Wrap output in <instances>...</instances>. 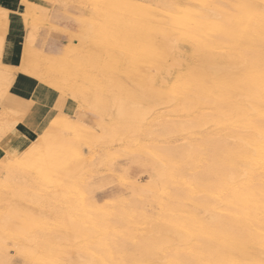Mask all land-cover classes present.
Segmentation results:
<instances>
[{"label":"rangeland","instance_id":"obj_1","mask_svg":"<svg viewBox=\"0 0 264 264\" xmlns=\"http://www.w3.org/2000/svg\"><path fill=\"white\" fill-rule=\"evenodd\" d=\"M28 1L30 2L28 3ZM118 1H120L121 3ZM127 1L128 0H111V1L110 0H20L21 4L23 5L22 11L24 13V14L20 13L22 17L23 28H24L22 49H23V44H24L26 35L30 31H32L33 36H34L32 46L34 50L38 51L41 54V57H43L42 59L45 64V68L50 70L51 72L58 71L60 75L65 77L67 81H69L68 83H70V85H67L65 87H67V89L72 90L74 92V96L70 97L67 94H63L62 91L55 89L52 85L43 82L42 79H39L36 77H32V78L42 83H45L54 92L59 93L62 100L69 99L74 105L75 111L70 116L63 115L59 117L58 120H56L55 127L51 131H48L52 135L51 139L49 141L44 142L43 144L44 152L51 154L52 156L55 155L53 153H56V152L63 153V158L61 160L60 158L53 159L54 158L53 156V158L51 159L52 160L51 162L42 163L37 167L38 171H36V174L33 172H30V170L27 167L26 169L23 165L21 166L23 168H21L19 165L20 162L16 161L18 160V158L8 153L6 154L5 158L0 160V183H1L0 184L1 185L0 187V222H1L0 227L2 225L11 223L15 226L17 225L19 226L21 224L19 227L23 228V231L20 233V235H18L15 238L16 240H18L16 241L18 244L15 243V241L11 239V235L8 234L6 230L4 232H6L5 237L7 238L6 240L2 239V234H1L2 227L0 228V261H1L0 264H32V263L33 264H44V262L46 263L49 262V264H89L88 262H90V264H97L99 263L97 261H100L99 264H112V263L113 264H116V263L117 264H139V263L140 264H150V263L152 264H166V263L172 264L170 261H168V259L165 261H162V260L159 261L158 259L156 261L158 255H155L156 259L153 258L154 260V263H153V260L151 258L154 257V255H150L149 257L151 258L146 257L147 259H143L142 256L140 257L139 250H137L140 246L142 245L146 246L148 243H150L149 241L153 239L154 230L156 228L154 222H148L147 220H145V218H143V216L146 213L147 214L149 213L148 215L152 216L153 214L154 216L153 218H155L156 215H158V213H160L161 211L160 206L155 205V204L151 205L149 201H146V200H150L152 196H154L156 193H158V191H160V188L164 187V186L163 187L161 186V184L164 182V181L162 182V180L168 177V170L166 172V169H168V167L166 166L167 167L166 168L162 164L163 162L161 163L159 161L160 152L158 151H161V150L163 151V148H160L159 145L160 144L163 145L162 147H164L165 150L171 147H173L174 149H181L183 147L182 149L185 150L184 153L186 152L187 154L188 152L187 147L189 148L190 146H192V143L190 142L194 141L193 143L194 144L196 143L195 140L198 138L197 136L199 135L200 132L209 133L216 129V127H214L211 122H210L211 125L209 124V121H208L210 120L209 117H206V122L204 120L205 125L201 127L202 129L200 128L202 131L200 129L198 130V128L187 129L189 128L190 125L186 124L185 122L191 118L189 119L187 118L186 120V117L183 116L184 113L182 114L181 112L177 110L174 111V108L177 109L179 107L178 106L179 102L176 99L174 100L173 97L169 93L166 92L171 85L177 86V85L182 84L183 81L190 79L191 74L188 71L189 67H191L192 65L198 64L199 62L201 63V61L198 59L197 53L193 52V49L191 48L190 44L186 41L185 38H183V36L179 33V31L180 32L182 31L180 30L182 29V27L188 30H191V29L195 30L199 33L202 32V34L203 32L204 34H207V33L211 34L210 32L211 29L213 31L217 29L222 30L219 32V35H213L211 39L213 43L210 42L209 48L205 50L203 54V57H206L205 60L206 59L208 60V61L204 60L206 63V66L203 65L205 66L204 68L207 67L206 70L203 69L207 77L204 81V87H201L198 85L192 87V90L190 89L191 91L187 94L186 98L184 99L185 101L184 100L182 101L184 105L190 106V105L198 104L200 99H203L204 102L207 99L208 100V101L206 100L207 104L204 103L206 105V107L204 108L205 110L204 109H193L194 110L193 115L198 112L202 114L207 113L208 115L211 111H214V109H212V104H210V102L213 101L212 100L213 98H216V93L214 91L210 92V89H212V87L214 88V83H212L214 81L210 79L211 77L210 69L213 67L214 63L213 62H211L212 64L209 63L210 58L207 57L208 53L213 51L210 54L213 55V58H211V60L214 62H218L220 59L228 60L229 57L230 58L232 57L235 60L234 64L236 63V61H238L236 65L237 66L240 65L239 67H242L243 69L246 67L248 62H249L248 66L255 67L259 65L260 64V54L258 52V48L256 47L255 43L251 42V38L254 35V33L252 32L253 30L251 29H254V27H256L257 18L256 16L255 18H253L254 14L264 13L263 11L264 7L262 3L259 2L260 0L256 3L255 1L257 0H253V2L252 0H249V1L245 0V2L244 0H241V2L240 0H233V1L230 0L231 2L229 0H222V1L221 0H214V1L209 0L207 1L205 6H201V7L195 2H193L192 0H180V2L178 0L176 1L175 0H167V1L166 0H129L128 2ZM191 1L192 3H190ZM216 1H217V4H214V2ZM218 1L219 2L221 1V2L218 3ZM234 1H236L235 2L236 5L238 4L239 5L238 6L234 5L235 7L230 6V5L235 4ZM37 2H39V4L35 5L37 4ZM135 3H138V4H135ZM165 3H168L167 6H165L166 5ZM184 3L185 4L188 3L190 6L188 4L185 5ZM228 3H230V5ZM225 4H227L230 8L232 7L231 11L227 9L228 6L226 7ZM248 4H251V5H248ZM33 5H35L37 8L39 7L38 8L39 10L35 8V6L33 7ZM195 5H197L198 7ZM207 5H209L208 6L210 8L209 10L206 9ZM168 6L173 7V8L170 9ZM247 6H249V8ZM124 7L125 9L126 8L129 9L128 10L129 12L127 11V9L125 10ZM187 7L188 8L190 7L191 9L190 8L188 9ZM212 7H213L212 9L213 11L216 7L215 10L217 12L220 10L219 13L220 12L221 13L217 14L216 11L214 12L211 11ZM224 7H226V9ZM181 8L182 10H180ZM200 8L202 10L205 9L206 12L205 10L202 11ZM233 8L235 9V11ZM155 9L158 13L156 11L154 12ZM221 9L225 10V12L224 11L222 12ZM37 11L39 12L37 13ZM170 11H171V14L169 13ZM226 11H227V15H229L228 12H231L229 16L231 20L225 14ZM233 11L235 14L237 13L240 16L242 15V17H243V13L246 12L243 18L244 21L243 19L239 18L240 16L233 15L239 20H236L235 17L231 16L232 14H234ZM242 11L243 13H241ZM35 13H37V15H35L37 18H35L34 16ZM159 13L160 15H157ZM172 13L174 16L172 15ZM214 13H216L217 16ZM113 14H115V16H113ZM203 14H204V17H203ZM248 14L252 16H249ZM169 15L171 18H169ZM213 15L215 16V18L216 17H219V18L214 19ZM24 16L27 19H25ZM134 16L136 17L135 20H133ZM157 16L159 17L158 19H157ZM121 17L122 18L124 17V18L121 19ZM127 17L130 18L131 21L127 19ZM172 17H175V18L172 19ZM225 17L228 18L227 19L228 21H225ZM250 17L252 18L250 19ZM137 18L140 22H144L147 25L143 24L142 27L144 25L145 27L140 28V29L133 28L132 23L134 24L135 21H137ZM193 19L195 20L193 21ZM249 19L250 21L253 19V22L251 21L252 24H247L248 22H250ZM24 20H26L25 21L26 23H24ZM27 20L28 22H30L31 20L30 24L34 26L30 27L29 26L30 24L27 23ZM122 20H125V21L122 22ZM200 20L201 22H199ZM241 20L246 23L241 24L242 22ZM32 21H35L36 23ZM126 21L129 22V24ZM170 21L173 23H171ZM202 21L203 22L205 21L208 23H205V22L203 23ZM222 21L224 22L223 26L225 25V27L220 26L222 24ZM229 21H235V23L238 22L239 24L237 23L235 24L234 22L231 23ZM117 22L118 23L122 22V23L117 24ZM154 22L156 23V25ZM218 22H220V24H218ZM211 23L212 24L215 23L213 24V27L211 26L212 25ZM225 23H229V24H225ZM253 23L255 25H253ZM123 24H127V25H123ZM204 24L206 27L208 26L207 28L208 30L206 29L207 32H205L206 30H205ZM206 24H209L210 26ZM216 24H218L217 27H214L216 26ZM3 25H4L5 31L3 35L2 47L4 46V43L7 37L6 25L5 23H2V26ZM27 25L30 29L27 27ZM166 25H168L169 27ZM227 25H229L228 30L226 28L228 27ZM148 26L150 27L148 28ZM238 26H240V29ZM175 27H178V28H175ZM128 28H130V30ZM168 28L170 29L172 28V29L170 30ZM231 28H235L234 31ZM244 28H246L247 30ZM165 29L167 30L165 31ZM173 29H175L174 32L172 31ZM236 29L238 32L235 31ZM249 29L251 33L249 32ZM146 30H151L153 33H156L157 35L162 34L167 40L170 41V42L168 41L169 47H166L165 50H157L155 55L151 56L152 61H154L155 63L154 65L153 64L148 65V63L145 62L144 58L139 56L141 54V51L136 49L140 47V44H141L140 40H142V37L144 36V32ZM225 30L228 32H226ZM123 32H125V34ZM245 32L247 33V36L245 35ZM109 33L110 34L112 33L114 35L112 34L110 35ZM235 33H238L240 35L238 34L236 35ZM108 34L110 35V37L112 36V38L107 37ZM172 35L174 36L173 37L174 39H172ZM227 35L230 36L231 38L230 40L228 39ZM175 36L178 38H176ZM218 36L220 37V39L218 38ZM86 37L88 39H86ZM91 37H94V38H91ZM113 37H115V39ZM179 37H182V38H179ZM112 39H114V41ZM171 39L173 40L172 42L174 44L171 42ZM175 39L178 41L177 43ZM131 46L135 48V50L130 51ZM235 52H237L236 54H238L239 56L238 55L236 56L234 54ZM163 53H165L164 56H163ZM248 53L250 54V56L248 55ZM228 54L229 56L226 57V55ZM166 55H168L167 60H165ZM253 59L255 60L257 59V60L254 61ZM243 60H246V61H243ZM161 61L162 62L165 61V62L161 64L162 63ZM252 61H254V65ZM207 63H208V66H207ZM158 69H159V72L156 71ZM141 73H145V75L141 77ZM130 75L131 77H129ZM43 78L45 79L44 76ZM148 79L151 82H149ZM55 80L57 81V83L60 81L58 76L55 77ZM128 81L130 82V84ZM210 81L212 82L209 83ZM74 83L76 84L74 85ZM77 83L82 84L83 86L82 92H80V90L79 91L77 90L76 88ZM157 84H158V87H157ZM93 85L96 86V92L92 90V88L95 89V86L92 87ZM160 88L164 89V91L166 92L163 95L164 98H161V99L160 97L158 98L157 97L158 95L154 93ZM205 88H208V90H205ZM91 90L93 93L91 92ZM146 91L149 93L147 94ZM139 92L142 93L143 95L140 94ZM230 94H231V98L229 102L231 103V106H233L234 109L235 108L239 109L244 113H248L249 111L252 112L253 110L252 107L249 106L248 103H246L244 100H242L237 94V92L232 91ZM153 96H156L158 100L155 97L153 98ZM165 97H168V98H165ZM167 99L168 100L171 99V100L168 101ZM187 99L189 100V102ZM167 101L168 103H170L169 104L170 107L168 106V104L166 105ZM132 103H134V105H136L139 108L142 107V109L151 108L150 110L148 109L149 115L147 114V116L142 117L143 120L137 119L136 123L132 122V116L130 113L131 111L130 105ZM119 104H122L123 106V108L120 111L122 116L120 117L117 116V114L120 113L118 112ZM116 111L118 112L117 114H116ZM176 111L179 113L176 114L177 113ZM220 113L221 112H218L216 114H219L218 115L219 118L223 120L222 118L223 116L220 115ZM80 114L82 117L80 116ZM163 114L165 116H163ZM168 117L170 118L168 119ZM183 117L185 118V120ZM170 119L173 120L174 122L171 121ZM180 119H183L185 122L181 121ZM153 120L155 121L153 122ZM159 120L161 123L159 122ZM166 120H168V122L169 121L173 122L172 126L174 125L175 127L172 128V130L174 129L173 133L176 135V137L173 136V134H170L171 130H169V128H171V126L169 127V125L171 124V122L168 123L166 122ZM156 121L159 123H157ZM155 122L156 124H154ZM176 122L178 123L175 124ZM181 122L184 125L186 124L185 126L187 127V128L184 127L185 131L183 132L182 131L180 132V129H179L180 128L179 123ZM150 123L153 126L152 125L150 126L149 125ZM158 124L159 126L161 124L162 125L159 127ZM163 124L167 128L166 129L167 131L163 130L164 127L162 128V130L160 129L163 126ZM156 127L157 128L159 127V128L157 129ZM213 128L214 130H211ZM150 129H152L153 132ZM194 129L196 131L198 130V132H195ZM203 129L205 131H203ZM241 129L242 130L245 129L244 131L248 135L254 134L252 129L244 126V127L235 129V132L239 137L240 136L244 137L243 134H245L244 131L241 132ZM248 129H250L249 132H247ZM175 130H176V133H175ZM219 130H220L219 137L220 139H222L221 141H223V143L226 142L228 143V145H234V144L237 145L238 143H240L239 138H237V140L236 138H234V136H231L228 138L230 134L226 133L227 131H225L224 132L225 134H224L221 129ZM168 132H169V137H168ZM188 132L192 134H189ZM221 132H222V135H220ZM239 132H241V134H239ZM170 135H171V139L173 136L172 140L170 139ZM159 136L160 138H158ZM192 136H193V139H192ZM164 137H168V138L165 139ZM151 138H153V140ZM154 138L155 140H159V141L158 142L156 141L155 143ZM150 139L152 143L150 142ZM228 139H230V141H227ZM231 141H234L236 143L234 142L231 143ZM169 142H171L172 144L174 143L175 145H172ZM150 143H151V146L149 145ZM184 143H185V146H183ZM186 143H190V144L186 145ZM152 144L153 145L156 144V148H154L156 149L155 152L151 150L154 147L152 146ZM167 144L168 146H165ZM146 145H149L148 148ZM145 147L149 151H147ZM143 149H145L147 152ZM150 150L153 151L154 153H152ZM152 154H154V156ZM17 163L19 164L17 165ZM157 164L160 166V170H162L164 167L166 169L164 168L165 170L159 171L158 169L159 167ZM11 165H12V168L10 169ZM161 167L163 168L161 169ZM7 169H9L8 170L9 172L5 171ZM12 169L14 171H12ZM16 172H18L19 174ZM161 172L166 173L167 176L163 174L164 176L160 175L161 177L160 176L158 177L159 174H162ZM11 173H13L14 175L13 174L11 175ZM37 175L40 176V178L38 177L39 179L36 178ZM20 176H22L24 179L22 177L20 179ZM8 178L11 180H9ZM161 178L163 179L161 180ZM159 180L160 182H158ZM155 185H157L158 190L156 189L157 187ZM154 186L156 187L155 189L157 191H153L155 190L153 188ZM10 191L13 192V194ZM7 193L8 194L10 193V194L8 195ZM190 193H192V196L195 195L194 197H196L197 195L198 198L201 196L202 198H204V196H206L205 194L203 193L201 194V192H196V191L195 192L191 191ZM198 194L200 196H198ZM15 195L16 197L17 196L19 197L16 198ZM23 195L25 196L23 197ZM8 197L11 199H9ZM127 197L130 200V203L132 202L135 204V205L133 204L135 207L137 204L141 203L140 205H137L139 209L136 207L138 209L136 210V214L138 212V215L134 217L136 220L132 219V220H129V222H121L119 225L106 226V229H108L107 235L99 232L98 229L92 225L93 223L89 220V217L92 216L93 214L99 215L102 212L109 211L111 208H113V206L118 204V201L120 199H122L123 202L126 201L129 203V200L127 199ZM138 197L140 199L142 198L140 200L141 201L140 203L138 201L139 200ZM115 198L118 201H116ZM135 198H137L136 200L138 203L133 201L135 200ZM21 199H25V201H27L28 210L26 209L24 210L25 205L21 201ZM19 201H21V203ZM110 201L111 203H113L114 201L117 203L114 202L111 205L109 204ZM107 202L109 205L107 204ZM143 206L147 207L148 209L144 208ZM73 207L79 208V209L81 208L82 211L81 209L78 211H74V210L72 211V209L70 208H73ZM97 207L100 208V210H98ZM151 207L153 209H151ZM142 208L144 209L145 212L141 213V211L143 210ZM39 211H41L44 216L43 215L37 216L36 214H38L37 212ZM155 211L157 212L155 213ZM13 213L16 214V217H17L16 219L14 218V216L10 215ZM54 213H56V215ZM66 216H68L71 219V220L69 219V223H72V225L69 226V228L63 225L65 223L64 220ZM76 218H78V220ZM41 219H43V221ZM81 221L83 222L81 223ZM76 222H80V226ZM86 222L88 226L90 227L87 226ZM133 223L135 224L133 225ZM150 223H151V226L149 225ZM85 224L86 226H84ZM50 225L52 226L50 227ZM124 227L126 228L129 227V228L126 231V228ZM81 228H85V229L82 230ZM150 229L152 230V232L150 231ZM168 229H170V227L167 228V230ZM164 234H166L167 237H170V242H173L171 243L172 246L174 245V247H176L177 244L180 247L185 246V244L184 246H182V243L181 245L180 243H177V244L174 243V242H178L177 234L173 232H167V233L164 232ZM111 235L113 236V238ZM55 240H56V243H54L53 245H56V246L53 247L51 241L55 242ZM120 240L121 242H123L124 245L123 244L121 245ZM126 242H128V244H126ZM140 242L141 243L144 242V243L141 244ZM145 242H147V244ZM103 244H106V246L104 247ZM40 245H45L46 248L40 249L39 248ZM119 245L122 246V249H121V246L119 247ZM23 247H26V248L23 249ZM25 250L29 251L30 254H27L28 252H26ZM18 251H21V252H18ZM115 253H116V256H115ZM35 254H38V255H35ZM124 255L126 256L123 257ZM104 256L106 257L104 258ZM93 257H94V260H93ZM138 257L144 260V263L143 261L141 262V260L137 261L139 259ZM187 258L191 260L195 259V257H190V256H188ZM39 259L40 261H38ZM39 262H43V263H39Z\"/></svg>","mask_w":264,"mask_h":264},{"label":"bare ground","instance_id":"obj_2","mask_svg":"<svg viewBox=\"0 0 264 264\" xmlns=\"http://www.w3.org/2000/svg\"><path fill=\"white\" fill-rule=\"evenodd\" d=\"M178 1L180 2V0H178ZM192 1L195 2L196 4H198L201 7V6H205L206 3H207V1H209V0H192ZM192 1L190 3H192ZM258 1L259 0L255 1V3L258 2ZM29 2L30 1H28V3ZM118 2H120V1H118ZM136 2H138V1H136ZM220 2L218 1V3H220ZM226 2H228V1H226ZM235 2L236 1H234V3ZM240 2H241V0H240ZM244 2H245V0H244ZM252 2H253V0H252ZM259 2L262 3V5L264 7V0H260ZM123 3H124V1H123ZM38 4H39V2H37V4H35V5H38ZM135 4H138V3H135ZM165 4H166L165 6H167L168 3H165ZM186 4H188V3H186ZM214 4H217V1L214 2ZM228 4L230 5V3H228ZM232 4H233V2H232ZM251 4H248V5H251ZM29 5H31V4H29ZM35 5H33V7ZM139 5H140V3H139ZM177 5H179V4H177ZM209 5H207V8L205 7L208 10L210 9L208 7ZM225 5H226V7L228 6L227 4H225ZM234 5H236V3L233 4V5H230V6H234ZM238 5H236V6H238ZM104 6H105V4H104ZM180 6H182V5H180ZM195 6H197V5H195ZM125 7H124V9H125ZM152 7H153V5H152ZM168 7L170 9L173 8V7H170V6H168ZM226 7H224V8L226 9ZM247 7L249 8V6H247ZM35 8H37V7L35 6ZM91 8H93V7H91ZM177 8H178V6H177ZM231 8L228 6L227 9H229L231 11ZM32 9H34V8H32ZM45 9H46V7H45ZM212 9H213V7L211 8V11H213ZM215 9H216V7H215ZM215 9H214V11H216ZM125 10H123V11H125ZM128 10L129 9H127V11ZM167 10H169V9H167ZM180 10H182V8ZM204 10H202V11H204ZM221 10H222V12L223 11L225 12V10H223V9H221ZM155 11H156V9L154 10V12ZM219 11L218 12L216 11L217 14L219 13ZM234 11H235V9H234ZM234 11H233V13H234ZM35 12H36V10H35ZM38 12L39 11H37V13ZM110 12H112V11H110ZM205 12H206V10H205ZM4 13H5V11L2 10V9H0V19H3L1 17L4 15ZM21 13H23V11H21ZM37 13H35L34 16L37 15ZM169 13L171 14V11ZM228 13H229V15H227V11H226L225 14L229 17L231 12H228ZM238 13H240V12H238ZM241 13H243V11ZM211 14H213V13H211ZM214 14H216V13H214ZM217 14H216V16H217ZM222 14H224V13H222ZM244 14H246V12L243 13V17H242V15L240 16L237 13L236 14L234 13L231 16L237 15V16H240L239 18L243 19L244 18ZM258 14L256 13L253 16V18H255V16L257 18L256 19V27H254V29H251V30H253L252 32L254 33V35L252 34L253 37L251 36L253 39L251 37L250 38H251V42L255 43L256 47L258 48V52L260 54V64L259 65L255 66V67L254 66H248L249 65V62H248V64L246 65V67L243 69L242 67H239L240 65L239 66L236 65V63L238 61H236V63L234 64L235 60L232 57L231 58L229 57V59L227 58L228 60H226V59H220L218 62H214V61L211 60V58H213V55L210 54L213 51L209 52L208 55H207V57L210 58V62L209 63H211V62L214 63L213 64V67L210 69V73H211L210 75L212 77V78L210 77V79H212V81H214V82H212V81L209 82V83H211V82L214 83V88L212 87V89H210V92L211 91L212 92L214 91L216 93V98H213L212 99L213 101L210 102V104H212V109H214L215 112L214 111H211L208 115H207V113L206 114L205 113L202 114L200 112H198V113H196V114L193 115V113H194L193 112L194 111L193 109H204L206 107V105L204 103H206V100L207 99L205 100V102H204L203 99H200V100L198 99L199 100V102L197 101L198 104H196V105H190V106L184 105L182 101L186 98L187 94L192 90V87H194L196 85L201 86V87H204V81H205V79L207 77H206V74L204 73V70L203 69L206 70V68H207V67L204 68L206 66L205 61L207 59L205 60L206 57H203V54H204L205 50H207L209 48L210 42L213 43V41L211 40L212 37H213V35H219V32L222 31V30L217 29V30L213 31L210 28L212 30L211 31L209 29L210 32H211V34H208V33L207 34H204V32L202 34V32L199 33V32H197L195 30H192V29L191 30H188V29L182 27V29H180L182 31L181 32L179 31V33L183 36V38H185L186 41L190 44L191 48L193 49V52H196L197 53L198 59L201 61V63L199 62L198 64H195V65H192L191 67H189L188 71L191 74L190 75V79H187V80L183 81L182 84L177 85V86L176 85H171L169 87V89L166 91L167 93H169L173 97L174 100L176 99L179 102V104H178L179 107L177 109L174 108V111L177 110V111L181 112L182 114L184 113L183 116L186 117V120H187V118L188 119L191 118V119L187 120L186 122L184 121L185 120L184 117H183L184 120L183 119H180L181 121H184L186 124H189L190 125L189 128H187L185 126L186 124L184 125L182 122L179 123L180 124V128H179L180 129V132L181 131L182 132L185 131V128L184 127H186L187 129H190V128H198V130H199L201 127H203L205 125L206 117H209L210 120L207 119L209 121V124L211 125V123H212L213 126L216 127V129L215 130H214V128L211 129V130H214V131H211L209 133L208 132L207 133H203V132H200L199 131L200 132L199 135L198 136L196 135L198 138L196 140L194 139L196 141V143L194 144L193 143L194 141L193 142H190V143H192V146H190L189 148L187 147V149H188L187 154H186V152L184 153L185 150L182 149L183 147L181 149H174L173 147H171L172 149L171 148H168L167 150H165L164 147H162L163 145H161V144L159 145L160 148H163V151L162 150L161 151H158V149H157V151L160 152L159 153V159H160L159 161L161 163L163 162L162 164L165 167L166 166L168 167V169H166L167 167L166 168L164 167L166 169V172L168 170V177H167L168 179L167 178H164V179L161 178V180L163 179L162 182L164 181L163 183L161 182L162 183L161 186L162 187L164 186V187L163 188H160L161 187L160 186L159 187L160 188V191H158V193L155 192L156 193L155 195L152 194L154 196H152V198L150 200H146V201H149L151 203V205L152 204H155V205L160 206L161 208L160 207L159 208L161 209V211H160V213H158V215H156L155 218H153L154 217L153 214H152V216L151 215H148L149 213L148 214L146 213L143 216V218H145V220H147L148 222H154L155 223V226H156V228L154 230V237H153L152 240L149 241L150 243L147 244V242H145L147 244L146 246H143L142 245V246H140L137 249V250H139L140 257L142 256L143 259H147L146 257L151 258L149 256L150 255H154V257L151 258L153 260V258L156 259L155 258L156 257L155 255H158L156 261L158 259H159V261L160 260L165 261V260L168 259V261H170L172 264H264V13H261V14L258 13ZM157 15H160V13L157 14ZM161 15H163V14H161ZM172 15H173V13H172ZM175 15H177V14H175ZM27 16H28V14H27ZM113 16H115V14H113ZM120 16H122V15H120ZM249 16H252V15H249ZM179 17H181V16H179ZM203 17H204V14H203ZM205 17H207V16H205ZM233 17H235V16H233ZM35 18H37V17L35 16ZM123 18L121 17V19H123ZM135 18L136 17L134 16V19L133 20H135ZM158 18L159 17L157 16V19ZM162 18H163V16H162ZM169 18H171L170 15H169ZM173 18H175V17H172V19ZM213 18L214 19H216V18L218 19L219 17H216L215 18V16H214ZM251 18L252 17H250V19ZM4 19H3V21H4ZM25 19H27V18L25 17ZM127 19L130 20V18H128V17H127ZM206 19H208V18H206ZM227 19L228 18L225 17V21H228ZM235 19L236 20H239L236 17H235ZM250 19H249V21H250ZM168 20H170V19H168ZM189 20H191V19H189ZM194 20L195 19H193V21ZM201 20L199 22H201ZM230 20H231V18H230ZM25 21L26 20H24V23H26ZM35 21H37V20H35ZM35 21H32V22L36 23ZM123 21H125V20H122V22ZM223 21H222V24L220 25L221 27L224 24ZM243 21H244V19H243ZM243 21L241 22V24L242 23L243 24L246 23V22H243ZM251 21L253 22V19ZM251 21L248 22L247 24H252ZM122 22H120V23H122ZM151 22H152V20H151ZM229 22H231V23L234 22L235 23V21H229ZM27 23L30 24L31 23V20H30V22H28V20H27ZM120 23L117 22V24H120ZM127 23L129 24V22H127ZM171 23H173V22H171ZM203 23H202V25H203ZM205 23H208V22H205ZM236 23L239 24L238 22H236ZM143 24H146V23L140 22L138 20V18H137V21H135L134 24L132 23V26H133V28L140 29V28L145 27V25L142 27ZM213 24H215V23H213ZM213 24L211 25L212 27H213ZM218 24H220V22H218ZM218 24H216V26H214V27H217ZM225 24H229V23H225ZM114 25H115V23H114ZM123 25H127V24H123ZM155 25H156V23H155ZM206 25H209V24H206ZM253 25H255V24L253 23ZM29 26L32 27L34 25L30 24ZM166 26H168V25H166ZM227 26L228 27H226V28L228 30L229 25H227ZM27 27H28V25H27ZM149 27L150 26H148V28ZM204 27H205V30L208 28V26L206 27L205 24H204ZM223 27H225V25ZM238 27L240 29V26H238ZM250 27H251V25H250ZM120 28H121V26H120ZM175 28H178V27H175ZM199 28H200V26H199ZM235 28H231V29H233V31H234ZM122 29H123V27H122ZM128 29L130 30V28H128ZM168 29H170V28H168ZM244 29H246V28H244ZM119 30H121V29H119ZM166 30L167 29H165V31ZM174 30L175 29H173L172 31L174 32ZM207 30L205 32H207ZM4 31H5L4 25L2 26V20H0V52H1V49H2V43H3L2 41H3ZM235 31L238 32L237 29ZM226 32H228V31H226ZM249 32L251 33L250 29H249ZM32 33L33 32L30 31L27 34V36H26L24 50H23V53H22V56H21L22 57L21 58V66L17 70L18 71H21L23 74H27V75H29L31 77H36V78L42 79L43 82L52 85L55 89H58V90L62 91L63 94H67L70 97H73L74 96V92L72 90H70V89H67V87H65L67 85H70V83H68L69 81H67V79L65 77H63L62 75H60L58 71H56V72L52 71L51 72L50 70L46 69L45 68V64H44V61L42 59L43 57H41V54L38 51H36V50H34L32 48V42H33ZM123 33L125 34V32H123ZM109 34L107 35V37H110V35L112 33L110 35ZM235 34L237 35L238 33H235ZM235 34H233V35H235ZM243 34H244V32H243ZM112 35H114V34H112ZM176 35H178V34H176ZM233 35H231V36H233ZM238 35H240V34H238ZM245 35L247 36V33L246 32H245ZM170 37H171V35H170ZM173 37L174 36L172 35V39H174ZM91 38H94V37H91ZM110 38H112V36ZM113 38L115 39V37H113ZM176 38H178V37H176ZM179 38H182V37H179ZM218 38L220 39L219 36H218ZM225 38H227V37H225ZM86 39H88V38L86 37ZM114 39H112V40L114 41ZM172 39H171V42L173 41ZM228 39L229 40L231 39L230 36H228ZM85 41H87V40H85ZM168 41L169 40H167L162 34L157 35L156 33H153L151 30H146L144 32V36L142 37V40H140V43H141L140 44V47L139 48H136V49L139 50V51H141V54L139 56L142 57V58H144L145 62L148 63V65H150V64H153L154 65L155 63H154V61H152L151 56L155 55V53H156L157 50H165L166 47H169ZM175 41H176V43L178 42L176 39H175ZM214 42H216V41H214ZM116 43H117V41H116ZM84 45H86V44H84ZM243 46H241V47H243ZM133 50H135V48H133L131 46L130 47V51H133ZM69 53H70V51H69ZM236 53L237 52H235L234 54L237 56L238 54H236ZM181 54H183V53H181ZM191 54H193V53H191ZM229 54L226 55V57H228ZM164 55H165V53H163V56ZM248 55L250 56L249 53H248ZM167 56L168 55H166V59L165 60L168 59ZM241 57H242V55H241ZM249 58H251V57H249ZM44 59H45V57H44ZM182 60H184V59H182ZM253 60L256 61L257 59L256 60L253 59ZM243 61H246V60H243ZM254 61H252L253 62V65H254ZM164 62H162L161 64H163ZM203 65H205V66H203ZM207 66H208V63H207ZM14 71H15L14 69L12 70V69L6 68L4 66H1V64H0V81L2 80V82H4L6 84V86H7L9 84V82L11 81L12 73H15ZM156 71L159 72V69L156 70ZM164 71H166V70H164ZM56 73H58V74H56ZM144 75H145V73H141V77L144 76ZM43 76L45 77V79L43 78ZM56 76H58V78L60 80L58 83L55 80V77ZM129 77H131V75ZM187 77H189V76H187ZM88 79H90V78H88ZM88 81H90V80H88ZM148 81H149V79H148ZM149 82H151V81H149ZM131 83H132V81H131ZM75 84L76 83H74V85ZM129 84H130V82H129ZM146 84H148V83H146ZM77 85H79V86H77ZM77 85H76L77 90L78 91L80 90V92H82V89H83L82 84L77 83ZM95 85H93L92 87H94ZM157 87H158V84H157ZM161 88L158 89L156 92H154L156 95H158L157 96L158 98L160 97V99L161 98H164L163 95L166 93L164 91V89H161ZM92 90L96 92V86H95V89L92 88ZM92 90H91V92H92ZM112 90H113V88H112ZM205 90H208V88H205ZM147 91H149V90H147ZM232 91L237 92V94L239 95V97L242 100H244L246 103H248L249 106L252 107V109H253L252 112L249 111L248 113H244L241 110L236 109V108L234 109L233 106H231V103L229 101H230V98H231V94L230 93ZM146 92H144V93H146ZM148 93L149 92H147V94ZM140 94H142V93H140ZM145 97H147V96H145ZM154 97L157 99L156 96H153V98ZM165 98H168V97H165ZM189 98H191V97H189ZM170 100H168V101H170ZM168 101H167V103L166 102L165 103H166V105L168 104V106H169L170 103H168ZM188 102H189V100H188ZM90 104H88V105H90ZM95 105H96V103H95ZM137 105H139V104H137ZM5 107L6 106H4L3 108H5ZM235 107H236V105H235ZM122 108H123L122 104H119V110H118V112H120ZM238 108H239V106H238ZM148 109L150 110L151 108H148ZM148 109H142V107L139 108L136 105H134V103H132L130 105V110H131L130 113H131V116H132V122L136 123L137 119H142L143 120L142 117L147 116ZM171 111H173V110H171ZM118 112L116 111V114ZM179 112H177L176 114H178ZM218 112H221L220 115L223 116L222 117L223 120L219 118V116H218L219 114H216ZM118 114H117L118 117L122 116L121 112L118 113ZM13 115H14V113L12 111H10V110H8V109L5 108V110L2 113V122H1L2 123V127H4V125H5V127H9L10 124H14L17 121L15 119H12V116ZM163 116H165V115L163 114ZM170 117H172V116H170ZM170 117H168V119ZM175 120H177V119H175ZM204 120H205V122H204ZM154 121L155 120H153V122ZM171 121H173V120H171ZM171 121H169V122H171ZM156 122L154 124H156ZM159 122H160V120H159ZM159 122H157V123H159ZM162 122H163V120H162ZM166 122H168V120H166ZM166 122H165V124H166ZM173 122H171V124L169 125V127L171 126V128H169V127L168 128H169V130L172 131V133L170 131V134H173V136L176 137V135L173 133L174 132L173 131L174 129L172 130V128L175 127L174 125L172 126ZM178 122H180V121H178ZM178 122H176L175 124H177ZM137 124H138V122H137ZM149 125L151 126L152 124L150 123ZM158 126H159V124H158ZM244 126L249 127L250 129H252L253 132H254V134L251 135L250 134L251 132H250L249 133L250 135H248V134L245 133V131H244L245 129L244 130L241 129V132L244 131V133L246 135L243 134L244 137L243 136H240L239 137L236 134L235 129L236 128H240V127H244ZM163 127H164L163 130H166L167 129L164 126V124H163V126L160 129L162 130ZM152 129H150V130L153 132ZM219 129H221L223 131V133L225 131H227L226 133L230 134V136H228V138L231 137V136H234V138H236V140H237V138H239L240 143H238L237 145L234 144V143H236L234 141H231V143L234 142L233 143L234 145H228V143H226V142H225L226 144L223 143V141H221L222 139H220V137H219V131H220ZM250 129H248L247 132H249ZM198 130L197 131L195 130V132H198ZM203 131H205V130L203 129ZM160 132H162V131H160ZM241 132H239V134H241ZM175 133H176V130H175ZM189 134H192V133H189ZM220 135H222V132H221ZM173 136H172V139H173ZM177 136H178V134H177ZM224 136H226V135H224ZM51 137H52L51 133H49L48 131H44L42 134L38 135V137H36L34 140L30 141L29 143H26L25 145H22L19 148L17 147L16 149L12 150L8 154H10V155L15 156L16 158H18V160H16V161H19L20 164L17 163V165L19 164L20 167L23 165L25 168L27 167L30 170V172H33V173L36 174V171H38L37 170V167L40 164H42V163L51 162L52 161L51 159L53 158V156H54L53 159L60 158V160H61L63 158V153H61V152L60 153H57V152L56 153H53V154H55L53 156L51 154H48V153L44 152V147H43L44 145L43 144H44V142L49 141L51 139ZM168 137H169V132H168ZM168 137H164V138L166 139ZM158 138H160V136ZM181 138H182V136H181ZM151 139L153 140V138H151ZM151 139H150V142L152 143ZM170 139H171V135H170ZM192 139H193V136H192ZM223 139H224V137H223ZM226 139H225V141H226ZM233 140H235V139H233ZM154 141L156 143V141L158 142L159 140H155V138H154ZM227 141H230V139H228ZM174 142H175V140H174ZM151 143L149 144L150 146H151ZM169 143L172 144L171 142H169ZM190 143H186V145H189ZM149 145H146L147 148H148ZM172 145H175V144L173 143ZM152 146H154V147L151 150H153L155 152L156 149H154V148H156V144L155 145L152 144ZM165 146H168V144L165 145ZM183 146H185V143H184ZM157 148H158V146H157ZM143 150H145V149H143ZM147 151H149V150L147 149ZM153 151H151V152L154 153ZM183 153L186 154V155H184ZM152 155L154 156V154H152ZM157 161H158V159H157ZM159 165H160V163H159ZM159 165H158L159 171L165 170L163 167H161V169L162 168L163 169L160 170V166ZM15 166H16V164H15ZM11 168H12V165H11L10 169ZM21 168H23V167H21ZM8 170L9 169H7L5 171H8ZM12 171H14V170L12 169ZM18 172H16V173H18ZM161 173L162 174H159V175L157 173L158 177L160 175L162 176L163 174L165 176H167L166 173H163V172H161ZM12 174L13 173H11V175ZM29 174H27V175H29ZM56 174H58V173H56ZM2 177H4V176H2ZM21 177L22 176H20V179H21ZM38 177L40 178V176L37 175L36 178H38ZM9 180H11V179H9ZM158 182H160V180ZM6 183H7V181H6ZM155 186L157 187V185H155ZM155 186L153 187L154 189L156 188ZM158 186H159V184H158ZM0 187H1V185H0ZM156 189L158 190V187ZM156 189L153 190V191H157ZM190 190L191 191H194V192L195 191L196 192H201V194L203 193L206 196H204V198H202V196L198 198L197 195H196V197H194L195 195L192 196V193H190L191 192ZM22 192H24V191H22ZM11 193L13 194V192H11ZM19 194H20V192H19ZM24 196L25 195H23V197ZM198 196H200V195L198 194ZM15 197H16V195H15ZM17 197H19V196H17ZM20 197H21V195H20ZM12 198H14V197H12ZM200 198H202V199H200ZM9 199H11V198H9ZM127 199H128V197H127ZM131 199H133V198H131ZM136 199L137 198H135V200H133V201L134 202H137ZM138 199H139L138 201L140 203L141 202L140 200L142 198L140 199L138 197ZM144 199H145V197H144ZM18 200H16V201H18ZM121 200L122 199H120L119 201H121ZM21 201L25 205L24 210L25 209L28 210V208H27L28 207L27 201H25V199H21ZM21 201H19V202L21 203ZM116 201H118V200L116 199ZM119 201H118V204L115 205V206H113V208H111L109 211L102 212L99 215L92 213L93 215L89 217V220L93 223L92 225L94 227H96L99 232L107 235L108 229H106V226H108V225L115 226V225H119L121 222H129V220L135 219L134 217L136 215H138V212L136 214V210L139 209L137 205H140L141 203L140 204H137L138 202L136 203L137 204L136 207L138 208L137 209L134 206L135 205L134 203H132V202L130 203V200H129V203L126 202V201L123 202V200L121 202H119ZM146 201H144V202H146ZM113 203H111V201H110L109 204L112 205ZM115 203H117V202H115ZM15 204H16V202H15ZM104 204H106V203H104ZM107 204H108V202H107ZM149 206H150V204H149ZM106 207H108V206H106ZM152 207H151V209H153ZM144 208H147V207H144ZM70 209H72V211L73 210L74 211H78L81 208L79 209V208L73 207V208H70ZM98 210H100V208H98ZM11 211H12V209H11ZM35 211H37V210H35ZM81 211H82V209H81ZM99 212H101V211H99ZM142 212H145L144 209L141 211V213ZM156 212L157 211H155V213ZM37 213H38V214H36L37 216L43 215V213L41 211H39ZM141 213H140V215H141ZM54 214L56 215V213H54ZM83 214H84V212H83ZM10 215L11 216H14L15 219L17 218L16 217V214H14V213L13 214H10ZM69 219L70 218L68 216H66L65 217V220H64L65 223L62 222V223H64L63 225L65 227L67 226L68 228H69V226L72 225V223H69ZM76 219L78 220V218H76ZM84 219H85V217H84ZM84 219H83V221H84ZM41 220L43 221V219H41ZM74 221H76V220H74ZM74 221H72V222H74ZM83 221H81V223ZM5 222H6V220H5ZM76 223H78V225L80 226V222H76ZM130 223H132V222H130ZM83 224H82V226H83ZM86 224H87V222H86ZM86 224L84 226H86ZM134 224L135 223H133V225ZM149 225L151 226V223ZM19 226L18 225L15 226V225H13L11 223L10 224L2 225L1 226L2 227V229H1L2 239H5L6 240V238H7V237H5L6 232H4L6 230L7 233L11 235V239L13 241H15V243H17L16 241H18V240H16L15 238L18 235H20V233L23 231V228L22 227H19ZM51 226L52 225H50V227ZM87 226H88V224H87ZM93 226H91V227H93ZM138 226H140V225H138ZM150 226H149V228H150ZM88 227H90V226H88ZM169 227H170L171 230L170 229L167 230V228H169ZM124 228H126V227H124ZM128 228H126V231H127ZM81 229L83 230L85 228H81ZM151 229H150V231L152 232ZM110 231H111V229H110ZM66 232H68V231H66ZM164 232H166V233L167 232H173V233L177 234V236H178V238H177L178 239V242H174V243L175 244L180 243V245L182 243V246H184V244H185V246L184 247H180V246H178V244H177L178 247L177 246L174 247V245L172 246L171 243H173V242H170V237H167L166 234H164ZM112 238H113V236H112ZM126 241H127V239H126ZM171 241H172V239H171ZM120 242H121V240H120ZM51 243H52V246L53 247L56 246V245H53L54 243H56V240H55V242L54 241H51ZM142 243H144V242H142ZM122 244H123V242H121V245ZM126 244H128V242H126ZM103 245H104V247L106 246V244H103ZM103 245H101V246H103ZM121 245H119V247ZM6 246H7V244H6ZM24 248H26V247H23V249ZM39 248L40 249H43V248H46V247H45V245H40ZM121 249H122V246H121ZM17 250H19V249H17ZM119 250H118V252H119ZM115 251H116V249H115ZM14 252H15V250H14ZM18 252H21V251H18ZM26 252H28L27 254H30L29 251H26ZM38 254H35V255H38ZM5 255H7V254H5ZM111 255H112V253H111ZM115 256H116V253H115ZM125 256L126 255H124L123 257H125ZM188 256L195 257V259L194 260L188 259L187 258ZM94 257H93V260H94ZM99 257H101V256H99ZM105 257L106 256H104V258ZM42 258H44V257H42ZM101 258H103V257H101ZM35 259H37V258H35ZM139 260H141V262L143 261V263H144V260H142V259L139 258L137 261H139ZM38 261H40V259ZM43 262H39V263H43ZM97 262L100 263V261H97ZM149 262H147V263H149ZM45 263L46 262H44V264ZM88 263L90 264V262H88ZM99 263H97V264H99ZM153 263H154V260H153ZM46 264H49V262L46 263ZM150 264H152V263H150Z\"/></svg>","mask_w":264,"mask_h":264},{"label":"crops","instance_id":"obj_3","mask_svg":"<svg viewBox=\"0 0 264 264\" xmlns=\"http://www.w3.org/2000/svg\"><path fill=\"white\" fill-rule=\"evenodd\" d=\"M22 7L20 0H0V9L5 11L1 17L5 18L4 21L0 20L6 25L7 34L0 52V64L15 70L10 85L6 86L0 81V160L44 131H51L59 117L70 116L75 111L69 99L62 100L59 93L54 92L48 85L17 70L21 66V53L25 46L24 41L22 49ZM4 106L14 113L12 119L17 120L7 128L1 125Z\"/></svg>","mask_w":264,"mask_h":264}]
</instances>
